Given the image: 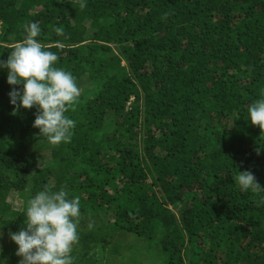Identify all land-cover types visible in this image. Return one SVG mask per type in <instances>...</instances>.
Segmentation results:
<instances>
[{
    "label": "trees",
    "instance_id": "trees-1",
    "mask_svg": "<svg viewBox=\"0 0 264 264\" xmlns=\"http://www.w3.org/2000/svg\"><path fill=\"white\" fill-rule=\"evenodd\" d=\"M0 22V60L37 22L80 88L54 146L36 108L12 114L0 69L1 240L49 186L80 200L74 264H264V132L247 120L264 99V0H0ZM243 171L261 189L241 191Z\"/></svg>",
    "mask_w": 264,
    "mask_h": 264
},
{
    "label": "clouds",
    "instance_id": "clouds-1",
    "mask_svg": "<svg viewBox=\"0 0 264 264\" xmlns=\"http://www.w3.org/2000/svg\"><path fill=\"white\" fill-rule=\"evenodd\" d=\"M80 6L83 8L86 4ZM53 31L63 34L60 27H54ZM40 35L41 27L37 22L25 25L22 41L6 60H0V69L7 70V83L14 86L8 94L12 114L36 108L32 127L55 146L71 141L75 121L65 113L78 102L80 88L71 72L55 66L59 57L45 50L37 39ZM247 120L264 132V99L248 107ZM236 183L244 192L261 189L250 171L239 172ZM80 216L79 197L69 198L63 188L53 190L45 186L27 202L25 227L9 233L17 246L18 264H74L72 252L79 239ZM2 253L0 248V264H7Z\"/></svg>",
    "mask_w": 264,
    "mask_h": 264
},
{
    "label": "rangeland",
    "instance_id": "rangeland-1",
    "mask_svg": "<svg viewBox=\"0 0 264 264\" xmlns=\"http://www.w3.org/2000/svg\"><path fill=\"white\" fill-rule=\"evenodd\" d=\"M14 201H16V203H18V204L20 203V200L17 198H14ZM11 242L12 241H11L10 237H8L7 239H4V240L0 239V245H1V243H5V245L9 246ZM125 253H127V252H125ZM7 262L10 263V261H8V260H7ZM101 262H102L101 264H108V263L115 264V262L117 264H120L119 258H117V257L113 258V260H111V261H110V257H106V259L101 261ZM120 262H121V259H120ZM84 264H89V263L85 262ZM136 264H158V262H156L155 259H150L146 255H144V257H141L139 260H137Z\"/></svg>",
    "mask_w": 264,
    "mask_h": 264
},
{
    "label": "built area",
    "instance_id": "built-area-1",
    "mask_svg": "<svg viewBox=\"0 0 264 264\" xmlns=\"http://www.w3.org/2000/svg\"><path fill=\"white\" fill-rule=\"evenodd\" d=\"M1 30H2V24H1V22H0V33H1Z\"/></svg>",
    "mask_w": 264,
    "mask_h": 264
}]
</instances>
